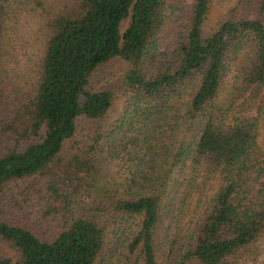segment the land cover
<instances>
[{"label": "trees", "instance_id": "16d2710c", "mask_svg": "<svg viewBox=\"0 0 264 264\" xmlns=\"http://www.w3.org/2000/svg\"><path fill=\"white\" fill-rule=\"evenodd\" d=\"M183 2L0 0V264H240L264 238V0L209 34Z\"/></svg>", "mask_w": 264, "mask_h": 264}, {"label": "rangeland", "instance_id": "374dc122", "mask_svg": "<svg viewBox=\"0 0 264 264\" xmlns=\"http://www.w3.org/2000/svg\"><path fill=\"white\" fill-rule=\"evenodd\" d=\"M195 0H184L183 2V10L186 18L189 16V12H191V8L194 4ZM238 4V0H211L210 10L207 17L206 24L204 26V32L209 34L213 32L217 25L225 19L231 10H233ZM256 13H253L252 17H255ZM26 49V48H25ZM25 51V50H24ZM24 51L21 52L19 57L24 54ZM123 66V64H122ZM121 68V64L114 63L108 66L104 71H102L97 79H101L105 75H116ZM229 82V79H227ZM227 82V83H228ZM228 85H224L223 93L226 92ZM258 108H253V110L248 111L246 116L256 117ZM262 130L260 134V141L264 144V119L262 120ZM209 186L211 189L215 188L214 183H210ZM5 218L11 222H17L26 220V217L21 214L18 210L13 209L9 203L5 205ZM112 253H109L107 258L104 260H100L98 264H133V261H129L126 259L124 252H115L113 256ZM264 263V238L261 239L255 246H253L248 252L245 253L244 257L240 260V264H263Z\"/></svg>", "mask_w": 264, "mask_h": 264}]
</instances>
